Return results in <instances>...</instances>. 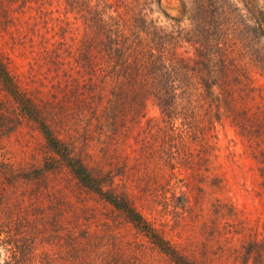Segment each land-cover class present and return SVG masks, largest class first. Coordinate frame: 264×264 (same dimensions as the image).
<instances>
[{
  "label": "trees",
  "instance_id": "16d2710c",
  "mask_svg": "<svg viewBox=\"0 0 264 264\" xmlns=\"http://www.w3.org/2000/svg\"><path fill=\"white\" fill-rule=\"evenodd\" d=\"M167 15L160 0H0V264H143L142 241L158 264H264V222L215 193L219 162L264 178V0ZM22 119L42 155L14 166L3 141Z\"/></svg>",
  "mask_w": 264,
  "mask_h": 264
},
{
  "label": "rangeland",
  "instance_id": "374dc122",
  "mask_svg": "<svg viewBox=\"0 0 264 264\" xmlns=\"http://www.w3.org/2000/svg\"><path fill=\"white\" fill-rule=\"evenodd\" d=\"M184 0H160L162 7L168 13L167 16L182 17L181 9ZM163 14L158 15L161 24L169 25L171 20H167ZM183 19V18H182ZM185 23V20L182 21ZM149 115H154L155 111L149 106ZM224 139L221 144H224ZM6 149V157L14 166H26L27 164L37 161L42 155V139L38 131L25 119H22L12 131L8 133L3 141ZM234 147V146H233ZM239 152L240 148L235 147ZM216 165H218L216 163ZM218 172L221 173L222 182L220 187L215 188L217 196L227 199L236 209L238 218L243 225L252 226L256 221L264 222V178L260 176L256 165L248 162L246 158H238L236 164L230 165L219 162ZM71 184V183H70ZM70 184L64 189L68 196H71L72 190H76ZM91 204V202H89ZM55 206H59L55 202ZM97 212L105 213L103 206H97ZM74 209V211H73ZM79 206L72 208V212H77ZM129 225H120L116 231L118 235L124 234L126 239L135 238ZM169 237L170 233L165 234ZM174 238V237H173ZM143 248L140 252V261L157 263V254L151 251L148 244L141 242Z\"/></svg>",
  "mask_w": 264,
  "mask_h": 264
}]
</instances>
